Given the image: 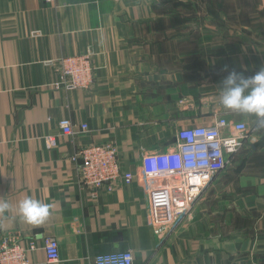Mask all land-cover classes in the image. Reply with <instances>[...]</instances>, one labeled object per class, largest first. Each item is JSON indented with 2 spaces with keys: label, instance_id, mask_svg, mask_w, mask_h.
Masks as SVG:
<instances>
[{
  "label": "crops",
  "instance_id": "obj_1",
  "mask_svg": "<svg viewBox=\"0 0 264 264\" xmlns=\"http://www.w3.org/2000/svg\"><path fill=\"white\" fill-rule=\"evenodd\" d=\"M80 55L93 60L92 89L57 90L55 62ZM261 67L264 0H0V242L35 241L30 264H49V237L61 254L50 264L130 250L134 264H264V120L219 101L226 68ZM62 119L89 131L63 135ZM218 119L247 123L250 138L158 245L144 154ZM95 144L118 149L131 184L80 187L72 155ZM26 198L50 205L42 224L21 217Z\"/></svg>",
  "mask_w": 264,
  "mask_h": 264
},
{
  "label": "built area",
  "instance_id": "obj_2",
  "mask_svg": "<svg viewBox=\"0 0 264 264\" xmlns=\"http://www.w3.org/2000/svg\"><path fill=\"white\" fill-rule=\"evenodd\" d=\"M51 3L53 0H46ZM61 81L57 90L90 91L95 81V66L91 56L61 57L55 62ZM61 134L75 136L89 131L84 124L78 129L70 119L59 123ZM250 127L245 122L228 123L217 120L214 126L179 129L175 147L170 151L144 154L141 179L147 187L152 226L162 245L178 230V226L189 216L210 185L225 172L231 159L240 153L250 138ZM55 144L52 137L47 139ZM118 149L112 144L82 146L72 155L80 187L96 191L112 189L120 181L126 185L134 176L123 171ZM37 248L36 242L27 247L20 239L6 238L0 242V264H30L28 253ZM47 262L57 263L61 259L60 245L56 238L49 237L44 246ZM134 253L130 251L99 254L95 264H134Z\"/></svg>",
  "mask_w": 264,
  "mask_h": 264
},
{
  "label": "clouds",
  "instance_id": "obj_3",
  "mask_svg": "<svg viewBox=\"0 0 264 264\" xmlns=\"http://www.w3.org/2000/svg\"><path fill=\"white\" fill-rule=\"evenodd\" d=\"M225 71L228 74L220 84L219 101L223 107L241 114L254 115L264 120V67L254 75H245L235 69ZM6 201H0V212L9 209ZM50 205L39 200L26 198L19 204V211L27 223L40 225L49 215Z\"/></svg>",
  "mask_w": 264,
  "mask_h": 264
}]
</instances>
